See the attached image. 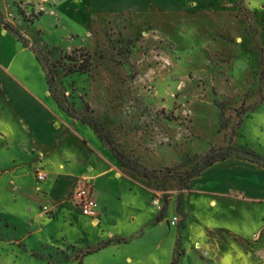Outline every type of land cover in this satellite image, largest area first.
<instances>
[{"label":"rangeland","instance_id":"1","mask_svg":"<svg viewBox=\"0 0 264 264\" xmlns=\"http://www.w3.org/2000/svg\"><path fill=\"white\" fill-rule=\"evenodd\" d=\"M174 1L113 13L99 0H0V72L66 129L40 141L0 86V264H81L96 248L83 264H222L248 239L245 252L264 255V200L234 188L264 198V0ZM86 52L89 71L63 69ZM84 179L110 212L89 221L90 244L74 198ZM109 231L133 237L117 251Z\"/></svg>","mask_w":264,"mask_h":264},{"label":"crops","instance_id":"2","mask_svg":"<svg viewBox=\"0 0 264 264\" xmlns=\"http://www.w3.org/2000/svg\"><path fill=\"white\" fill-rule=\"evenodd\" d=\"M135 2V1H148L155 3L156 6H160V4L163 2V0H99L104 8L109 9L113 13H117L122 11L121 4H125L126 2ZM179 0H175L174 2H177ZM121 2V3H120ZM149 4V3H146ZM154 6V5H153ZM155 6V7H156ZM19 42V41H18ZM0 86L2 88V91L5 93V96L7 98V102L10 104V106L14 109L16 116L22 120L27 126L31 128V130L37 135L40 141L42 142H47L48 144H54L60 137L65 132V126L64 125H58V127H53L51 128V124L53 122L57 121L56 117L50 113L44 105L40 104L35 98L29 94L27 90L24 88L20 87L17 85L12 79L8 78L5 74L0 72ZM29 106V108H27ZM200 176L199 178H201ZM95 179V177H93ZM93 179V180H94ZM239 180V179H238ZM204 186H207L208 183L205 182L203 183ZM241 184V181L239 183H236L234 185V188L236 190H240L242 192L243 198H249V199H255L256 201H263L264 198L260 197H254V196H248L246 192L243 191V189L239 186ZM91 188H92V195H93V182L90 183ZM188 186H189V191H194L197 188V182L195 179H191L188 181ZM261 186V185H260ZM203 187V186H202ZM206 188V187H205ZM203 188V193L206 191V189ZM261 189L263 190L264 187L261 186ZM205 190V191H204ZM202 192V191H201ZM207 193V192H205ZM94 198V196H93ZM215 201L211 200L210 204ZM107 202H104L103 204L99 205L97 202V207H98V215L96 217L97 221L100 219L101 223L106 222L108 219L110 212L106 206ZM211 206V205H210ZM156 217V212H153L152 215V220L155 219ZM93 224L94 219H91L89 217L83 216V241L87 242L90 244L89 239H88V232L91 229H97L98 227H94L90 225ZM151 223V222H150ZM98 225V224H97ZM96 225V226H97ZM151 225V224H149ZM128 237H133V236H124V235H118L114 234L113 232L109 231L107 236L105 235L101 240H109L111 239L112 241L115 239H120L119 243L112 244L115 246L116 250L119 251L125 244L121 239H125ZM250 240H245L240 242V250L235 249L232 244H229L227 248H225V254L223 255V262L222 264H264V255L259 254L261 251V248L257 249V243H255V247L257 249V255H250L245 252L248 250L250 246H254V244H250ZM108 244V245H110ZM238 246V245H237ZM107 247V246H106ZM104 247L103 249H105ZM97 250L94 253L88 254L86 256H83V262L90 256L96 255V253H100L103 250ZM115 258V255H112V260L113 261ZM127 262H130V258H126ZM81 262V264H83ZM108 262H100L99 264H107Z\"/></svg>","mask_w":264,"mask_h":264},{"label":"trees","instance_id":"3","mask_svg":"<svg viewBox=\"0 0 264 264\" xmlns=\"http://www.w3.org/2000/svg\"><path fill=\"white\" fill-rule=\"evenodd\" d=\"M4 28L6 30H8L10 33H12L17 38V40L19 42H21L23 45H27L25 40L10 25H4ZM79 56H82V55H79ZM63 59H65L66 61L70 62V63H64V65H63V69L68 74L85 73V72L89 71V69L91 67L90 55L87 52L84 53V56L82 58H80V57L78 58V57H76V55H64ZM84 122H86V121H84ZM87 123L89 125H92L94 127L95 132L102 139H104L107 142V144L109 146H111L112 149L115 151L114 146L112 145V143L109 140V138L106 136L105 132H103L101 127L98 124L93 123L91 121H88ZM117 155L119 156V158L123 162V165L129 167L132 171H135L136 173H138V174H140L142 176H146L148 174V171L145 168H143L140 165H138L136 162H131L129 160H125L124 161L123 157L119 153H117ZM246 155L249 156L252 159H256L255 155L252 154V153H246ZM228 157H229V154H227V153H222V154H219V155L208 157L207 160L196 170V173H201L202 171H204L205 169L209 168L213 164H215L217 162H220V161H223V160H225ZM262 167L264 168V163L262 164ZM160 220H161V216L160 215H157L155 217V219H154L155 223L160 222ZM97 250H99V248L90 250V251L86 252L85 254H83V256H86L88 254L94 253ZM171 264H174V263L172 262Z\"/></svg>","mask_w":264,"mask_h":264},{"label":"built area","instance_id":"4","mask_svg":"<svg viewBox=\"0 0 264 264\" xmlns=\"http://www.w3.org/2000/svg\"><path fill=\"white\" fill-rule=\"evenodd\" d=\"M46 177L44 172L37 173V179L43 181ZM75 202L80 210L82 216L89 217L94 219L96 222L98 215V207L95 199L92 195V188L90 183L87 180H83L75 189L74 192ZM154 204H157V201H154ZM160 208V207H158ZM174 223H178L177 217L171 219Z\"/></svg>","mask_w":264,"mask_h":264},{"label":"bare ground","instance_id":"5","mask_svg":"<svg viewBox=\"0 0 264 264\" xmlns=\"http://www.w3.org/2000/svg\"><path fill=\"white\" fill-rule=\"evenodd\" d=\"M210 205H211V206H214V205H215V203H214V202H212Z\"/></svg>","mask_w":264,"mask_h":264}]
</instances>
